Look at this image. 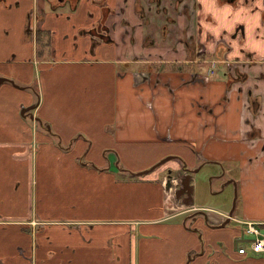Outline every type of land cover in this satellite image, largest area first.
I'll list each match as a JSON object with an SVG mask.
<instances>
[{"label": "crops", "instance_id": "1", "mask_svg": "<svg viewBox=\"0 0 264 264\" xmlns=\"http://www.w3.org/2000/svg\"><path fill=\"white\" fill-rule=\"evenodd\" d=\"M135 1L0 0V264H264V0ZM197 161L240 172L232 215L187 202Z\"/></svg>", "mask_w": 264, "mask_h": 264}, {"label": "rangeland", "instance_id": "2", "mask_svg": "<svg viewBox=\"0 0 264 264\" xmlns=\"http://www.w3.org/2000/svg\"><path fill=\"white\" fill-rule=\"evenodd\" d=\"M216 5H219V3L218 4L216 3ZM233 6L232 8H234ZM211 13L213 16L217 18V21H218V23L214 25L213 27V28L219 29L217 33H219L220 29L222 28V26H219V23L228 22L231 19H234L233 16H246L249 22L255 21L253 15H250L249 13H245V11L241 10L240 7H237V9H234V11H230V8L226 9V8L215 7V9H212ZM218 18L221 19L222 21H220ZM261 26H262V31L264 32L263 25ZM237 27L234 28V33H232L233 35L232 34L226 35L227 43L231 47V49L228 50L230 53L229 55L233 54L232 56L234 58L236 57L238 58L246 54L245 49L242 46L243 44H241L242 39L239 37H234L237 31ZM200 28L201 26L199 25V29ZM224 30H226L225 27L223 28L222 33ZM255 30L257 31V27H255ZM211 33L213 32L211 31ZM245 33H246V38L248 39V31L246 27H245ZM257 34L258 33L256 32V34H253L252 36L257 38L258 37ZM208 59H209L208 63H204V64L201 63V66L203 67L202 69H204L206 76L213 78V79L218 76H223V77L226 76V73L228 71L227 68L230 63L221 64L218 61L217 57L209 56ZM172 160H174L173 157L172 159L159 165L157 168L150 169L148 170V172L140 176L142 177L151 176L155 174L156 172H159L161 168H167L165 172H167L168 174V171L174 170V168H172L171 166ZM120 167L125 168L122 163L120 164ZM229 167H230V164L225 163V162L208 163V162L197 161L196 165L194 167H191V170H192L190 172L191 173L190 174L191 192L187 196V202L189 204H195V206H199V205L204 206L207 209H211L213 211L215 210L220 211L223 209L232 210L234 207V203L236 204L237 207H239V204L242 201V197L240 196V188L238 186L235 187L233 183H231L230 181L234 180L236 183H238V179L240 178V172L234 168L233 172L231 173L229 170ZM172 184H173V181H170L168 182L167 185L170 188ZM179 193L182 194L181 192ZM196 216H202V215L197 214ZM191 220L192 219L189 220L188 226L191 225ZM233 226H234V223H231L230 227H233ZM243 238L247 239L246 236H243Z\"/></svg>", "mask_w": 264, "mask_h": 264}, {"label": "built area", "instance_id": "3", "mask_svg": "<svg viewBox=\"0 0 264 264\" xmlns=\"http://www.w3.org/2000/svg\"><path fill=\"white\" fill-rule=\"evenodd\" d=\"M167 185V180L165 181ZM247 226V233L252 238L250 240L249 247L254 253H264V233L260 230V227L263 226V223L247 221L245 222ZM240 254H247V249L241 247L239 249Z\"/></svg>", "mask_w": 264, "mask_h": 264}, {"label": "flooded vegetation", "instance_id": "4", "mask_svg": "<svg viewBox=\"0 0 264 264\" xmlns=\"http://www.w3.org/2000/svg\"><path fill=\"white\" fill-rule=\"evenodd\" d=\"M66 0H55V2H56V5H57V7L58 6H60V5H64V2H65ZM72 1V3H73V6H75L74 5V3L77 1V0H71ZM150 1L151 0H146V2H145V6H146V8L151 4L150 3ZM153 1H155V2H157V3H160V0H153ZM185 0H176V5H177V3H182V2H184ZM193 1V0H192ZM136 2V6L138 7V10H139V7H140V14L142 15V16H145V10H144V8L142 7V3H141V0H136L135 1ZM194 2V1H193ZM54 9H56V8H54ZM99 29V28H98ZM94 31V30H93ZM242 32H243V27H239L238 29H237V31H236V33H235V35L236 34H241L242 35ZM108 34V33H110V30L107 28V27H104L103 26V24H102V27L99 29V31L96 29L95 31H94V36H99V37H104V36H102V35H105V34ZM109 35V34H108Z\"/></svg>", "mask_w": 264, "mask_h": 264}, {"label": "water", "instance_id": "5", "mask_svg": "<svg viewBox=\"0 0 264 264\" xmlns=\"http://www.w3.org/2000/svg\"><path fill=\"white\" fill-rule=\"evenodd\" d=\"M5 80H7V79L0 78V84L2 82H4ZM26 111L27 110L23 111V115L25 114ZM170 159H171V157L170 158H167V159H163L162 161H160L159 163H157L152 169L157 168L159 165H161L162 163H165L166 161H168ZM145 172H148V171H145ZM187 182H189V181H187ZM235 207H236V204L234 203V207H233V210L231 211V215L233 214V211H234Z\"/></svg>", "mask_w": 264, "mask_h": 264}, {"label": "trees", "instance_id": "6", "mask_svg": "<svg viewBox=\"0 0 264 264\" xmlns=\"http://www.w3.org/2000/svg\"><path fill=\"white\" fill-rule=\"evenodd\" d=\"M39 38H41V34L39 35ZM200 55H203L202 53H199ZM155 66V70H161L162 68H160L161 66H157V65H154Z\"/></svg>", "mask_w": 264, "mask_h": 264}]
</instances>
